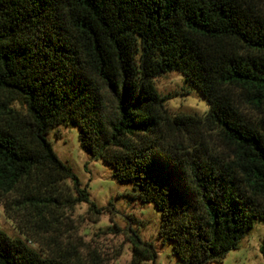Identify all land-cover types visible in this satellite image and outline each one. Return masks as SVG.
<instances>
[{
    "label": "trees",
    "instance_id": "1",
    "mask_svg": "<svg viewBox=\"0 0 264 264\" xmlns=\"http://www.w3.org/2000/svg\"><path fill=\"white\" fill-rule=\"evenodd\" d=\"M171 73L203 115L168 111ZM63 125L156 207L180 264L223 262L264 222V0H0V206L22 236L0 230V264H104L64 230L100 210L47 139ZM134 242L132 264L156 259Z\"/></svg>",
    "mask_w": 264,
    "mask_h": 264
},
{
    "label": "rangeland",
    "instance_id": "2",
    "mask_svg": "<svg viewBox=\"0 0 264 264\" xmlns=\"http://www.w3.org/2000/svg\"><path fill=\"white\" fill-rule=\"evenodd\" d=\"M156 87L161 95L170 97L166 106L173 115L201 116L208 110L207 103L178 73L158 78ZM79 134L76 126L63 125L51 130L47 136L59 159L71 168L82 187L87 189L91 203L100 210L96 214L89 203L77 206L64 229L66 236L73 237L86 257L96 253L104 264H132L136 237L153 245L156 252L154 261L142 264H180L173 244L159 237L162 217L156 207L144 204L131 183L119 182L111 167L84 150ZM0 230L12 238H22L2 206ZM263 243L264 222L257 220L241 240L239 248L232 250L223 262L214 264H264Z\"/></svg>",
    "mask_w": 264,
    "mask_h": 264
}]
</instances>
